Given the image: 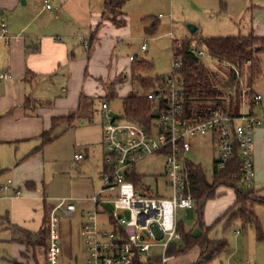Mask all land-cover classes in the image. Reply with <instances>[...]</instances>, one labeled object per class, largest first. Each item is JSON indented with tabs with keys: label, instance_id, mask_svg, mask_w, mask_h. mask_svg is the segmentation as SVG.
Masks as SVG:
<instances>
[{
	"label": "crops",
	"instance_id": "crops-1",
	"mask_svg": "<svg viewBox=\"0 0 264 264\" xmlns=\"http://www.w3.org/2000/svg\"><path fill=\"white\" fill-rule=\"evenodd\" d=\"M49 2L51 8H47L43 0H24L28 7L21 8L16 3L9 17L0 18L1 24L6 23V35L0 36V181L7 178L13 180V190L0 199V221L3 222L0 227L12 232V235L13 231H18L12 226L31 232L47 229L48 214L58 199L70 197L76 209L72 215L60 213L62 257L71 264H80L83 261L78 260L83 242L81 229L86 222V212L94 208L91 197L98 192L93 175L105 169L102 143L105 123L96 121L93 99L105 95V82L117 80L122 74L130 72L132 60L129 58L127 63L118 60L115 49L122 37L131 34L132 21L126 10L136 1L128 0L124 5L126 25L123 27L102 18L104 0ZM135 4L140 8L143 5ZM258 6L260 8L254 11L252 17L254 21L264 19V0H259ZM4 12L1 11L0 15ZM100 22L101 27L98 28ZM95 34L93 42L91 38ZM146 39L148 41L149 37L143 43ZM147 50L148 43L144 51ZM1 74L8 76L2 77ZM122 85V82L117 84L120 98L129 94L132 88L120 89ZM28 97L42 101L33 112L26 107ZM104 101L107 102L103 100L102 103ZM101 111L104 115L102 105ZM68 115H73L72 123L53 127L54 117ZM54 128L59 136L40 149L44 131ZM70 131L74 136L73 158L75 153L82 152L85 161L83 159L75 164V158L73 162L70 160L72 165L78 166L77 177L67 180L66 175L60 174V169L64 167L56 168L48 177L45 170L48 149L54 146L58 137ZM256 135L255 155L260 177L264 161V127H258ZM101 150L103 167L101 164L100 168L93 169L87 159L93 153L95 160V153ZM257 162L254 159L255 168ZM260 192L256 189L258 196H261ZM232 194V204H224L217 209L216 218L234 206L236 196L234 192ZM106 207L107 210L99 215V225L102 230L112 231L115 228L113 211L108 208V203ZM210 225L205 221L204 232ZM68 239L69 250L66 245ZM12 243L13 264H41V253L45 264L46 246L40 250V246L32 244Z\"/></svg>",
	"mask_w": 264,
	"mask_h": 264
},
{
	"label": "built area",
	"instance_id": "built-area-1",
	"mask_svg": "<svg viewBox=\"0 0 264 264\" xmlns=\"http://www.w3.org/2000/svg\"><path fill=\"white\" fill-rule=\"evenodd\" d=\"M43 1L47 8H51L49 0ZM5 35L6 23H2L0 36ZM146 48L147 39L142 45L143 50ZM198 53L204 54L205 51ZM134 58L131 55L130 59ZM174 59L173 74L143 94L156 103L153 107L155 117L149 126L125 118L122 121L109 111L108 102L102 103L107 119L102 137L105 151L102 178L105 184L91 197L94 208L86 212L81 234L89 248L80 264H135L140 257L155 255L151 251L152 246L162 248L161 264H168L174 259L167 250L171 243L181 239L177 209L195 207L190 160L186 157L192 149L190 138L193 136L212 135L219 149L216 159L218 169L239 154L242 181L248 188L254 187V132L257 127H264V110L260 114L241 112L234 115L218 109L208 115H187L182 82L178 76L182 59L179 56ZM261 99L262 96L257 94L256 104ZM155 118L160 120L157 125L153 124ZM153 126H156L157 132H154ZM154 153L165 155L164 175L172 191L171 197L157 195L151 186L131 179L137 162ZM74 158L76 162L81 161L84 153L77 152ZM11 190L12 178L0 181V199ZM108 196L113 198L116 208L129 212L127 215L125 211L112 212L115 225L112 231L102 230L99 225L100 213L107 210ZM75 209L72 198L61 197L49 212L45 264H71L62 257L60 213L72 215ZM246 264L252 263L248 261Z\"/></svg>",
	"mask_w": 264,
	"mask_h": 264
},
{
	"label": "rangeland",
	"instance_id": "rangeland-1",
	"mask_svg": "<svg viewBox=\"0 0 264 264\" xmlns=\"http://www.w3.org/2000/svg\"><path fill=\"white\" fill-rule=\"evenodd\" d=\"M130 4L129 9H125L131 17V34L122 37L118 47L115 49L118 60H123L125 63L129 62L131 55H138V60L146 58L150 61L151 66L144 70V76L153 78H164L171 76L174 72L175 61V47L177 44L181 45L186 39L200 38V37H220V36H235L239 34H249L253 32L256 35H264V19H256L254 21L253 14L258 6L259 0H134ZM31 2V0H30ZM18 4L19 7L25 8L24 0H0V12L5 11L1 17H9L14 12L13 6ZM135 3H142V7H137ZM157 22L155 32L150 34L147 32L152 27V23ZM197 28L196 30L193 29ZM172 33V34H171ZM146 37H149L148 50L141 49V45ZM181 57V56H180ZM261 60L262 75L253 84L254 93L260 94L262 99L259 103L250 106L248 99L243 98L241 111L250 113L251 110L256 114L262 113L264 110V53L256 55ZM182 58V57H181ZM202 61L212 70L216 71V80L218 82H225L228 77L227 69L230 68L228 63H221L208 53L202 55ZM132 61H130V66ZM245 65L244 71H240L237 79L240 81L242 88L247 86L248 77L250 75V68ZM124 75H127L125 78ZM122 74L117 82H122L124 85L121 89L134 90L143 95L149 89L144 87L140 82L131 80L130 72ZM111 81L105 82L104 86H109ZM219 84V83H218ZM125 86V87H124ZM241 88V89H242ZM130 90V91H131ZM108 89L106 88V92ZM129 91V92H130ZM103 97H96L93 99V106L95 108L96 121L101 124L107 123L101 111ZM110 112L113 116L120 118L123 121L124 104L120 97L110 99ZM160 122L158 118L153 121L154 125ZM104 124V126H105ZM258 128V127H257ZM257 128L254 132V159L257 162L255 155V143L257 139ZM154 132H157L156 126H153ZM60 132H63L61 130ZM52 137L59 136L58 130L54 128L51 130ZM61 134V133H60ZM73 134L72 132L63 133L54 144L48 146V163L46 164V172L49 177L54 170L59 167H64L60 172L61 175H66L68 179L77 177L78 166L73 158ZM192 149L186 154V157L199 164L207 179L213 181L215 178V160L219 157V149L215 144L211 134L196 135L190 138ZM42 144V143H41ZM100 144V143H99ZM102 146V144H101ZM83 150V149H82ZM73 159L75 164H71ZM85 161V159L83 160ZM87 161L93 166V169L103 167V152L95 153V160L93 153L90 154ZM165 155L162 153L149 154L136 164V171L141 175L143 184L151 186L154 193L164 197H171V188L167 185V178L165 172ZM69 162V164H68ZM99 162L100 165L97 163ZM258 162L255 168V183L254 186L258 189L261 197H264V161L261 167L262 172L258 177ZM98 170V169H97ZM103 168L97 172L93 177L95 179V186L98 191L104 186V179L101 177ZM89 174V173H87ZM47 183V181H45ZM237 186L242 188L245 192L249 191L248 186L239 181ZM234 190L231 188L225 189V193L220 197L211 199L205 206V221L207 224H212L211 228L204 232L200 225L195 209L178 208L177 220L183 223L187 230L192 229L196 234H206L210 239L221 240L227 242V248L222 254L215 258L210 264H246L248 261L252 264H264V203L256 202L254 205L255 212L259 218L261 231L260 235L257 228L253 225L247 224L240 216L237 206L230 209L229 212L224 213L216 218L217 209L224 204H232L234 200ZM235 193V192H234ZM253 197H258V193L253 194ZM108 208L113 212H124V209H118L113 205V198L106 197ZM126 215L129 213L127 211ZM0 224H3L0 221ZM12 232L0 227V264H13L15 256L13 255ZM83 242L79 249L78 260L84 261L89 245L86 238L82 236ZM70 239L66 241L68 250L70 249ZM40 250L42 247L40 246ZM151 251L157 256L162 254V248L151 247ZM197 254V250L192 251L186 257L193 260ZM145 259V258H143ZM180 259V258H179ZM178 260V259H177ZM40 263L43 264V255L41 253Z\"/></svg>",
	"mask_w": 264,
	"mask_h": 264
},
{
	"label": "trees",
	"instance_id": "trees-1",
	"mask_svg": "<svg viewBox=\"0 0 264 264\" xmlns=\"http://www.w3.org/2000/svg\"><path fill=\"white\" fill-rule=\"evenodd\" d=\"M128 0H104V11L102 18L108 19L118 27L126 25L124 14V5ZM157 22H154L151 28L147 30L150 34L155 32ZM1 27V23H0ZM101 27V22L98 28ZM99 30V29H98ZM92 41L96 39V34L92 36ZM92 41L89 52L91 53ZM199 51H205L211 57L221 63H228L230 68L227 69L228 77L223 82H218L215 73L203 61ZM264 53V36L255 35L253 32L249 34H239L235 36L220 37H200L184 40L181 45L175 47V57L181 56L182 64L178 72L180 81L182 82L184 106L187 115H208L214 110H224L230 114H241V105L243 98L248 99V103L253 107L256 105L253 84L262 75L261 60L256 57L258 54ZM245 65L250 68L247 86L242 88L240 81L237 79L240 71H244ZM151 66L148 59L142 58L138 60V55L132 60L130 66V78L140 82L149 90L154 89L157 85L162 84L164 78H153L144 76L143 71ZM119 82L113 80L108 91L103 98L110 102V99L118 97L117 84ZM219 83V84H218ZM242 88V89H241ZM124 104L123 117L132 122L143 126H149L155 114L153 107L156 103L144 95L134 90L122 97ZM106 102V101H104ZM42 101L28 97L26 107L31 111H35ZM32 111V112H33ZM250 113H254L253 110ZM73 122V115L58 116L53 119V127L62 123ZM56 138L52 137L51 130L44 131L43 142L40 149L52 143ZM241 158L239 154L231 160L225 167L218 169L215 160V178L213 181L207 179L202 167L192 161L189 162L192 177V190L196 203L197 219L202 227L205 226V206L211 199L220 197L225 193V189L231 188L235 192V204L230 207L233 209L237 206L239 216L257 228L260 235L262 234L259 218L255 212L254 205L256 202L264 203V197L255 195L256 189L251 187L245 192L237 186L238 182H242L240 171ZM1 174V173H0ZM141 175L135 171L131 176L136 182L142 181ZM212 225L207 227V230ZM18 231H13L12 241L32 244L33 246L44 247L46 243V229L38 232H31L27 229L12 226ZM178 230L181 239L174 241L169 246L168 255L174 256L168 264H210L216 257L218 258L227 248V242L221 240L210 239L206 234H195L192 230H187L183 223L178 224ZM264 236V235H263ZM197 250V254L193 260L187 259V255ZM180 258V259H179ZM178 259V260H177ZM175 262V263H174ZM19 264V263H17ZM135 264H161V256H152L149 258H138Z\"/></svg>",
	"mask_w": 264,
	"mask_h": 264
},
{
	"label": "water",
	"instance_id": "water-1",
	"mask_svg": "<svg viewBox=\"0 0 264 264\" xmlns=\"http://www.w3.org/2000/svg\"><path fill=\"white\" fill-rule=\"evenodd\" d=\"M194 30H196V28L193 27Z\"/></svg>",
	"mask_w": 264,
	"mask_h": 264
}]
</instances>
